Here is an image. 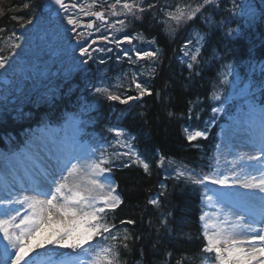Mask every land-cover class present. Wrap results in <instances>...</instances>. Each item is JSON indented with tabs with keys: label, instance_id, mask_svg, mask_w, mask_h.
<instances>
[{
	"label": "snow or ice",
	"instance_id": "1",
	"mask_svg": "<svg viewBox=\"0 0 264 264\" xmlns=\"http://www.w3.org/2000/svg\"><path fill=\"white\" fill-rule=\"evenodd\" d=\"M58 6V12L63 13L68 30L75 33L79 51V64L87 67L90 61L97 59V53L106 54L107 60L126 62L129 66H137L134 70L124 72L117 80H125L128 89H134L136 95L122 97L112 89L124 88V84H108L103 87L94 86L96 94L105 95L106 99L128 104L143 97H151L155 93L159 98L160 90H154L152 80L159 76L162 65V56L157 44V38H147L142 32L126 31L134 22H143L149 16L150 23H163L167 26L170 35H175L177 29L189 23H196L199 17L205 15L209 7H218L221 0H178L169 4L167 0H53ZM29 3H24L23 8L28 9ZM98 10H93V9ZM87 17V21H85ZM207 21V17H205ZM29 19L23 28L31 25ZM12 37L18 41L13 44L14 49H20L22 38ZM11 38V37H9ZM206 35L185 39L180 47L182 62L186 63L189 75H193L199 66L198 58L201 57ZM138 44L148 46L147 50L138 49ZM110 45V46H109ZM155 46V47H153ZM0 55V69L4 72L15 71L14 57ZM100 64H105L106 59L100 58ZM150 64L151 69L145 70L142 66ZM255 87V85H252ZM264 93V83L260 84ZM213 99L219 97L213 94ZM254 100V97H253ZM198 107L195 102H190ZM251 109L254 103L249 104ZM222 109L212 108L213 113ZM6 111V108L4 109ZM264 116V108L260 109ZM25 114L17 112V119ZM169 117L175 113L168 112ZM188 116L192 118V108L188 109ZM2 118V114H0ZM214 120V117H213ZM210 121L209 123H211ZM113 140L98 148H90L87 155L78 153L75 149L63 153V158L53 154L49 158L43 175L45 182L33 186L30 191L34 195H22L16 199L0 198V233L6 244H0L2 256L0 264H37L35 259L29 258L30 253L50 246L53 251L57 248L72 249L76 256L64 264H122L121 252L131 251L130 244L142 239L140 233H131L128 226L135 227L137 220L122 218L116 220V210L125 204V200L118 192L119 185L113 179V172L117 168L130 169L138 167L148 175L152 174V164L134 147L136 136L131 135L125 128L114 127L109 129ZM186 140L191 144L198 138L208 137L207 127L204 130H184ZM73 137L71 143L76 144ZM194 147L196 145H193ZM158 159L155 166L160 169L171 168L176 181L207 187L206 182L221 185L222 187H239L248 190H258L264 193V119L259 126V155L249 156L248 160L260 161V178L252 177L246 181H229L228 177L216 179L212 174H202L183 162L169 158L159 150L156 151ZM50 177V178H49ZM167 179V177H166ZM227 193L217 190V196L222 200ZM233 195L241 199H251L256 196L255 191L235 192ZM168 185L161 183L159 192L147 203L159 211L154 231L157 244L162 243L167 237L172 242L173 229L171 221L175 220L174 205L169 201ZM207 200L212 197L205 196ZM264 209V196L260 197ZM219 202V201H218ZM18 205V207L16 206ZM221 216L223 218H221ZM200 220L203 221L202 236L203 246L197 255L211 254L215 264H264V210L259 218L248 214V223L244 216H237L235 221H230L227 214H216L209 222V214L205 212ZM142 222V219H141ZM187 223V221H184ZM152 226L153 222L148 221ZM256 225H259L257 227ZM135 235V240H133ZM95 241V243H93ZM141 255L143 250L141 249ZM87 257L83 260L81 257ZM185 259L192 257L181 256L173 250H166L164 258L158 264H184Z\"/></svg>",
	"mask_w": 264,
	"mask_h": 264
},
{
	"label": "trees",
	"instance_id": "2",
	"mask_svg": "<svg viewBox=\"0 0 264 264\" xmlns=\"http://www.w3.org/2000/svg\"><path fill=\"white\" fill-rule=\"evenodd\" d=\"M42 1L0 0V38L11 28L19 27L31 19L33 11ZM24 3H29L30 7L24 9ZM256 8L259 21L241 34L227 33L213 24L207 29L199 17L196 23H189L177 29L175 35H170L165 32L166 25L150 23L151 18L145 16L142 23L135 22V25L150 37L155 36L162 49L160 74L152 80L154 90L161 91L159 98L154 93L151 97H143L140 102L122 104L106 97L89 96L92 80H89L90 75L80 71L63 85L53 100L34 101L25 107V115L20 119L16 118L17 113L0 118V146L4 149L21 146L33 127L48 121L60 123L69 112L93 121L91 132L84 135L87 139L95 140L96 135H105V130L109 128H125L128 133L136 136L134 145L152 164V174L148 175L135 166L130 169L117 168L113 172L119 185L118 190L125 200V204L116 210L114 222L118 223L122 218L136 219L137 224L135 227L128 226L129 231L133 234L140 233L142 236V239L135 240L133 235L135 244H130L131 251L121 252L122 264H158L163 260L166 250H173L177 259L181 256L192 257L185 259L184 264H204L206 255H197L205 242L199 226L203 187L176 181L171 168H157L156 151L159 150L169 158L204 173L213 163L217 134L226 121L225 106L232 103L233 98L227 83H221L220 72L226 65H232L239 67L243 73L247 60L264 61V0H257ZM229 14L228 11L221 17L234 27L243 25L242 19L236 17L232 21ZM197 27L206 29L208 38L200 64L190 76L186 64L179 58V50L190 29ZM257 75L261 77L257 79ZM254 78L263 80L264 72L255 73ZM213 94L219 99H213ZM190 102L199 106L196 107ZM92 106L93 110L88 109ZM190 107L192 118L188 116ZM212 108L222 110L213 113ZM170 111L175 113L174 117L168 116ZM210 121L212 122L209 123ZM206 127V139L198 138L191 144L186 140V128L193 130ZM161 183L168 185V199L175 206V220L170 222L173 229L172 242L165 237L162 243L153 248L156 242L154 226L159 211L147 201L158 194ZM149 220L153 222L152 226L149 225Z\"/></svg>",
	"mask_w": 264,
	"mask_h": 264
},
{
	"label": "rangeland",
	"instance_id": "3",
	"mask_svg": "<svg viewBox=\"0 0 264 264\" xmlns=\"http://www.w3.org/2000/svg\"><path fill=\"white\" fill-rule=\"evenodd\" d=\"M88 2H90V0H88ZM167 2L172 4L178 2V0H167ZM193 2L195 3L196 0H193ZM221 4L223 9L227 6L232 9L233 13L240 15L245 20L246 25H250L254 22L255 9L250 0H221L217 8H219ZM93 10L98 9L94 8ZM207 18L213 20L214 15L212 13L208 14ZM221 24L230 32L239 33V29L233 31L228 27L227 22L221 21ZM222 26L221 28H223ZM70 27L71 26L67 25L66 19H63L62 12L59 17L52 19L50 13L43 12L40 8L31 25H26L23 28H15L0 41V55L8 57L11 56L13 52L18 53V55L14 57V72L6 73L4 70L0 69V76H8L10 73L13 74L10 85L0 92V114H2V116L23 111L25 107L34 101L51 100L53 94L58 91L57 86L59 84L65 83V81L76 72L89 66L85 67L79 64L78 48L74 50L70 48L71 41L75 39V33L68 30ZM132 28L133 24L126 31L131 33ZM13 32H15L16 36L22 38L19 41L21 43L20 49H14L12 47L13 44L18 42L15 37H12ZM198 35L204 34L200 31H195L189 38H193V42L195 43V38ZM137 48L147 50L148 46L145 44H138ZM112 55L113 59L107 60L106 54L97 53V59L89 62V64L93 63L96 67L95 78L98 80L94 86L103 87L108 84L115 85L117 83H122L125 85L124 88H114L112 90L117 91L121 96L136 95L134 89H130L132 93H128L129 89L127 88V82L125 80L118 81L117 77H120L124 72H128L130 67L134 70L140 65L129 66L126 62L118 63L114 59V54ZM100 58H105L106 63L103 65L100 64L98 62ZM142 66L145 70L151 69L150 64H144ZM260 68L264 69V62L256 60L248 61L246 64V73L251 76ZM234 71L235 69H228V76L234 73ZM236 84L232 86L233 93L245 97L238 101V105H234L236 111L230 118L229 123L220 132V141L214 154L215 162L210 168V171H208V174H212L216 179L228 177L229 181H236L235 177L238 174V168L243 170V166H237L239 160L231 155V145H235L239 140L238 135L240 133V126L244 124L243 118L248 117L250 112L254 111L249 107L250 102L254 103L249 93H256V91L251 88V83L243 80V78L237 77ZM240 86L241 89L238 90ZM236 88L237 90H235ZM93 93L96 94L95 91H93ZM98 96L105 95L100 94ZM245 105L246 107L241 110ZM256 107L255 110L260 112L259 119H264L260 111V109L264 108V105L258 104ZM5 108L6 111H4ZM84 127L79 116L69 115L65 122L58 127L45 126L43 128L34 129V133L30 134L29 140L26 141V144L21 150L17 153H5L0 157V187H3L2 185H11L13 184L12 182H16V184L19 182L18 184L25 187H28L30 182L36 185H42L45 182L43 171L49 163V158L52 156L51 153H49L52 146H56L58 152H61V154L67 150L75 149L78 153L86 156L90 148H98L101 145L107 147V142L113 140L112 133L107 130L105 135H96L98 140L95 144L92 140L82 138ZM73 137H75L77 141L75 145L71 143ZM1 151L2 150H0V153ZM62 158L63 154L61 155V159ZM225 164L232 165L231 168L233 170L230 171L225 169L223 167ZM226 188L237 192L235 190L236 185ZM30 189L29 187L23 189L17 186L15 191H10L7 194H0V198L7 200L16 199L22 195H34L35 193L30 191ZM262 196H264V194H262ZM207 197H212V199L207 200L204 197L203 203L205 204V211L203 214L205 212L209 214V222L215 218L216 214H227L230 221H235L237 216H242L237 210H234V214L229 212L226 209L228 205L218 200L215 194L209 192ZM246 200L247 199H242L247 206H252ZM16 206L18 207V205ZM2 211L3 209L0 208V212ZM221 218L223 217L221 216ZM200 223L203 225L204 222L200 220ZM6 243L7 241L3 240L2 233H0V244ZM49 249L52 248L47 246L37 251L40 252L41 250ZM0 256H2V248H0ZM36 257V252L30 253L29 258L36 260ZM68 259L62 261L53 260L45 264H64ZM81 259L86 260L88 258L82 256Z\"/></svg>",
	"mask_w": 264,
	"mask_h": 264
},
{
	"label": "bare ground",
	"instance_id": "4",
	"mask_svg": "<svg viewBox=\"0 0 264 264\" xmlns=\"http://www.w3.org/2000/svg\"><path fill=\"white\" fill-rule=\"evenodd\" d=\"M255 130L256 128H254L252 131L251 129H248L246 125L242 124L240 126V133L238 135L239 140L236 142L235 145H231V155H233L235 158L239 160L237 166L238 167L243 166V170H240L238 168V174L235 177L236 181L237 180L239 181L251 180L252 177H256L257 179L260 178V172L257 171L256 169H261V162L254 161V160H248L249 156L259 155V147H258L259 137L257 136L258 134L255 133ZM51 148L52 149L49 152L52 155L51 157H53V154L61 157L63 153L62 154L61 152L59 153L56 146H52ZM231 166L232 165L225 164L223 167L225 169L232 171L233 169L231 168ZM15 186H16V183H13L11 188L0 187V194H7L8 192L13 191ZM235 190L239 192L255 191L256 196L254 198L247 199L246 201L252 205V206H249V205L248 206L253 208L258 213V215H260L261 211L264 210L261 207L262 201L260 197L264 193H260L258 190L243 189L239 187V185H236ZM226 209L232 214L235 213L234 209L231 208L230 206L226 207ZM244 222L245 223L249 222L248 216H245ZM256 226L258 227L259 225H256Z\"/></svg>",
	"mask_w": 264,
	"mask_h": 264
},
{
	"label": "water",
	"instance_id": "5",
	"mask_svg": "<svg viewBox=\"0 0 264 264\" xmlns=\"http://www.w3.org/2000/svg\"><path fill=\"white\" fill-rule=\"evenodd\" d=\"M52 5H55L53 0H47L46 3H45V7L50 9ZM57 6V5H55ZM58 7V6H57ZM58 9L55 10L54 12V15H58ZM76 45V42H73L72 43V47H74ZM1 82L4 83V84H8L9 83V78H1ZM2 88V86L0 85V89Z\"/></svg>",
	"mask_w": 264,
	"mask_h": 264
}]
</instances>
